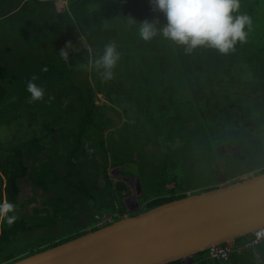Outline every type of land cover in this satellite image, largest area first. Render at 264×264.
<instances>
[{
	"label": "trees",
	"instance_id": "1",
	"mask_svg": "<svg viewBox=\"0 0 264 264\" xmlns=\"http://www.w3.org/2000/svg\"><path fill=\"white\" fill-rule=\"evenodd\" d=\"M66 1L67 8L55 12L53 0H0V55L8 53L11 42L9 38L14 35H17L16 40L21 45L17 53L19 63L10 72L0 74L6 75L0 76V128L5 127L2 131L4 134H13L12 129L18 132L38 127V132L32 134H24L23 130L26 139L22 138V134H13L11 138L0 141V202L12 203L14 210L8 215L15 216L12 224L0 219V264L21 258L15 257L17 245L28 248L30 245V251H26L29 253L24 255L27 256L84 234L87 228L91 229V224L94 227L102 214L113 218L117 216L114 195L106 176L102 186L97 182L99 176L104 177L108 165H117V157L114 155L112 160H108L103 153L91 152L89 149L93 145L91 142L86 143L84 137L97 134L98 138H90L97 139L94 147L105 146L103 138L106 128L110 127L109 130L122 124L121 113L115 105L123 102L126 86L120 85L121 81L116 77L105 79L104 76L95 75L100 69L96 67L95 61L103 54L105 45H116L114 40L119 30L110 20L120 24L124 20L142 22L146 18L157 19L158 29L165 21L162 13L152 10L149 0ZM239 3L240 8L236 14H247L251 25L244 29L247 33L245 42L237 41L227 54L207 46L187 51L185 45L177 44L159 32L150 40L142 42L148 52L144 61L150 59L148 55L154 51L158 56L155 63L157 70L166 74V81L171 82L170 91L161 89L162 94L168 92V106L173 111L172 115L165 117L175 118V125L181 122L188 124L190 113L197 116L192 131H203L202 134H206L207 128L209 134H220L219 141L214 145L210 143L204 153L208 157L203 162L210 166L207 169L209 180L217 177V169L212 164L218 159L228 178L264 172V139L255 135L260 134L259 127L264 122L244 125L254 114L255 108L261 105L264 107L258 91H249L247 88L248 84L256 81L264 83V0H239ZM61 49L67 53V59L61 57ZM120 49L116 47L118 53ZM140 58L136 60V68L130 69L131 61L127 65V59L121 60L119 55L117 68L121 64L129 67L131 71L124 70L123 75H132L135 71L139 73L144 69L143 65H146ZM21 66L23 69H19ZM30 67L31 71L24 69ZM241 68L244 73L245 69L252 73L248 79L226 76L236 72L231 70L239 69L237 72H242ZM35 71L39 72L36 83L43 86L45 95L42 100L30 102V94L26 91L28 81L20 78L17 80L15 76L30 75L31 78ZM66 71L69 73L65 77ZM199 76L203 77L200 86L192 89V84L199 82ZM9 81L12 90L6 89ZM125 81L126 78H123L122 82ZM65 83L72 87L68 88L69 91L63 88ZM135 84L131 82L127 86V93L131 95L134 88H137L142 96L151 94L152 98H159L158 91L145 85V81L137 80ZM234 87L239 88L240 92L244 89L256 97L251 99L246 93L242 100L240 93H232ZM16 91L19 95L16 103L12 100L8 104L1 103ZM205 92L208 94L207 101L201 106L193 105L194 98L198 99ZM98 95H102L105 102L96 103L95 97ZM246 100H249L247 104ZM209 102H215L210 104V108H218L217 113L213 111L217 114L213 118L220 121L219 126L208 119L202 122L199 117L202 107L207 109ZM33 107L37 108V112ZM30 108L32 116H25ZM163 111L170 112L168 109ZM243 115H247V119ZM202 123L207 126L203 128ZM215 130L218 132L215 133ZM123 131L121 129L118 134H125ZM70 140L72 144L67 145ZM230 157L232 160L229 161ZM173 164L170 163L171 167ZM170 165L161 167L160 173L163 174L162 169ZM237 166L239 169L235 170ZM192 177L189 180H193ZM158 179L161 182L164 180L163 185L166 184L164 192L156 190L154 196L157 197L147 202L145 200L143 209L198 188L189 181L180 183L175 173L160 175ZM22 180L29 187L40 191L41 197L40 205L32 206L30 212L25 213L18 210ZM217 184L197 190L215 188ZM176 192L180 193L174 195ZM32 199L29 198L30 201ZM246 236L248 234L234 240L237 244L242 243L247 240L244 239ZM50 238L53 239L49 241ZM203 252L207 253V250L194 254L192 259L195 255L202 258ZM168 264H181V260Z\"/></svg>",
	"mask_w": 264,
	"mask_h": 264
},
{
	"label": "rangeland",
	"instance_id": "2",
	"mask_svg": "<svg viewBox=\"0 0 264 264\" xmlns=\"http://www.w3.org/2000/svg\"><path fill=\"white\" fill-rule=\"evenodd\" d=\"M54 2H56V5L54 4L56 10L55 12H60L62 10L61 8L62 2L60 1L59 3V0H54ZM110 22L113 26L118 27L119 30V35L114 41L116 42L117 48L121 47L119 51L121 60L126 58L127 65L129 64V60H130L131 61L130 69L136 68L138 64V61L136 60H138V58L140 57H142L140 58L141 61L146 64L143 65L144 69H142V71H140L139 73L135 71L134 74L132 75H123L124 70L127 72L131 71V70L129 71V67L128 68H126L127 66L124 67V64L123 65L121 64V67L119 68H117V65L114 66V68L111 70L112 71L111 78L116 77L118 80L121 81L120 85L126 86L123 92V98H124L123 102L121 103V105H119L118 103L117 105H115L116 109L121 113V116L123 117V118L121 117L122 122L120 121L122 124L120 127H115L113 129L107 130L110 127L106 128V130L104 131V138H103V142L105 145L104 147L102 146L94 147L96 145L97 139H90V138H98L97 134H88L86 137H84L86 143L91 142V145H93L89 149L91 152L94 151L96 153H103L105 154L108 160L109 159L112 160L114 155L117 157L116 159L117 165L115 166L108 165L105 168L106 173L104 177L99 176L97 182L100 186H102L106 176V180L110 186L109 187L110 191L111 193L113 192L114 195L113 200L117 210L115 214L119 216L117 219H120L122 218V214L125 215L126 212L128 213L129 211H132L133 212L132 214L134 215L136 213H139L136 211L146 210V208L143 209L144 208L143 202L147 199L150 200L149 198L157 197L154 196L156 194L155 193L156 190H159L160 191L159 193L164 192L166 184L163 185L164 180L161 182V180L158 179L160 175L175 173V175L179 177L180 183L182 181L185 182L189 181L190 184H192V186L194 187L198 186L197 189L199 190L215 185V183H218L219 180L214 178L209 180V177H207V169L210 166L208 165V163L203 162V159H206V157H208L204 153L207 152V148L210 146V143L214 145L216 141H219L220 134H212V133L209 134L207 128H206V134H202L203 131L200 132L192 131V128L195 125L194 121L196 120L197 116H192L190 113L188 115V119H189L188 124L185 123L183 124L181 122L180 125L179 124L175 125L174 122L176 119L174 118V116H173L174 120L171 118L172 116L169 117L168 119L165 117L166 115L167 116L172 115L173 111L171 110V108H169L170 106H168L169 103L168 92L164 91L162 94L161 89L170 91L171 82L168 83L166 81L167 79L166 74H163V72L157 70L158 66H156L155 63L158 56L154 51L150 55H148L150 59L144 61V59H146L145 57L147 56L148 52L146 50V45L145 44L143 45L142 43L143 41L146 40L142 39L139 35V27L141 21L137 20L133 22L132 20H124L120 22V24L115 23L114 21L111 20ZM106 23L107 21H105V24ZM16 38L17 35H14L12 38H9V41L11 42L8 46L9 48L8 53L5 56L0 55V74L10 72L13 69V67H15L20 61V59L17 57V53L21 45H19V42L16 40ZM155 68L157 71L155 70ZM243 68H245V66ZM243 68H241L242 72H237L239 69L231 70L236 72L227 74L226 76L232 77L234 79H243V78L248 79L250 77L249 75L252 73L248 72V70L245 69L246 71L245 74ZM19 69H23V67L21 66ZM24 69H29L31 71L32 68L30 67ZM103 72L104 69L100 68L99 70H97L95 75L103 76L102 75ZM38 73H39L38 71H35L34 74H32L31 76L35 75L39 78ZM68 73L69 72L66 71L65 77L67 76ZM0 76L5 77L6 75H0ZM15 77L17 80L18 78H20L22 81L25 80L29 81L31 79L30 75H17ZM123 78H126L125 83L122 82ZM132 79L134 80L132 81ZM137 80L138 81L143 80L145 81V85H148L153 89L155 88L158 91L157 95L159 96V98H152L151 94L148 96H142L140 95L142 92H139L137 88H134V91L131 92V95L129 92L127 93L128 90L127 86L131 82L132 85L135 86L136 85L135 81ZM202 80L203 77L199 76L197 78V81L199 82L193 83L192 89L195 86H197L198 89ZM205 84L209 86L208 82H206ZM248 86L249 87L247 88L249 91L251 90L258 91V93L260 94L259 96L262 97L264 104V83L256 81L254 83L248 84ZM69 87L71 86L68 85V83H65V85L63 86V88L65 90L67 89V91H69L68 89ZM6 89L8 90L13 89L12 83H10V81L6 84ZM234 89L235 90H232V93L233 91H236L235 94L240 93L239 96L242 100H244V95L246 93L251 99H254L256 97V95L253 96L250 92L246 90L244 91V89L242 92L238 90L239 88L236 89L234 87ZM161 94L164 95V97H162ZM67 96H72V95L67 94ZM18 97L19 95L17 91L13 92L11 94V97H9L10 99L9 98L5 100L3 99L1 103L8 104L12 101L16 103ZM207 97H208L207 92L201 94L198 99L194 98L193 105H197V104L199 106L203 105L205 101H207ZM95 102L98 104L103 103L105 102V98L102 95H98L97 97H95ZM245 102H246L245 104H247L249 100H246ZM255 102L257 105H259L258 101L255 100ZM211 103L212 102H209V104H207L209 105L207 109H205V107H202V111H200L199 117L202 119V122H205V120L208 119V121H210L211 123L214 122L216 125L219 126L220 121H215V119L213 118L215 115H217L214 112L217 113L218 108L217 106H215L214 108H210ZM161 106H163V109ZM261 107L263 108V105H261ZM222 108L223 106L219 109V111H221ZM33 109L37 112L36 107H33ZM166 109L170 110L171 113L163 111ZM258 111H263V110L256 109L255 111H253L254 114L251 115L250 117L251 122H255V123L260 122L258 121V119H260L259 118L260 113ZM32 114L33 112L31 108L25 112V116H32ZM245 114L248 115V113ZM247 115L245 116L243 115V118L247 119ZM217 117H219V115ZM115 118L117 119V117ZM220 118H223V116H221ZM30 122H31L30 118H28V123ZM206 123H202L203 128L204 126L205 127L207 126ZM263 124L264 123H261L259 127L260 134H255V135L264 139V133L262 131ZM37 128H32L30 130L23 129L24 134H32L33 132H38ZM121 129L124 130L123 132H125V134L123 133L118 134L119 132H121ZM4 130H5L4 126L2 129L0 128V141H2L4 138L5 139L11 138L13 134H19V135L22 134L23 139L27 138V136L23 134V130L15 132V129H12L11 131L13 132V134H4L2 132ZM214 132L216 133L218 132V130H215ZM69 144H72L71 140L67 143V145ZM218 149L220 150L221 147L218 146ZM231 158L232 157H230L229 161L232 160ZM95 159L97 158L95 157ZM100 160L102 161L101 158ZM173 162L174 164L171 167L170 163ZM164 165H170V166L169 167L166 166L165 168H163L162 169L163 174H161L159 169ZM212 165L215 169L217 167V172L221 177L222 185L250 175V174H243L235 179L228 180L222 178L225 177V175L223 173V165L221 164L220 159H218ZM232 165L236 166L238 165V163H233ZM238 169L239 166L235 167V170ZM198 170L200 171L197 176L196 174ZM238 172L239 171H237V173ZM191 176L194 177V178L192 177L193 180H189ZM22 182H23L21 185L22 189L20 191L21 194L19 192L20 203L18 205V210L21 213H25V212H30L32 206L40 205L41 197H39L40 191H38L36 188L29 187L30 185L26 181L22 180ZM168 186H170V184ZM217 186L218 184L216 185V187ZM197 189L195 188L194 190L193 188L192 191L199 192ZM179 193L180 192H176L174 195H177ZM29 198H33L32 201H30ZM117 216H114V219ZM92 225L93 224H91V229L94 228ZM27 234L29 235L30 233ZM51 239L53 238H50L49 241H51ZM244 239H248V237L246 236ZM16 250L17 253L15 257L24 258L26 257L24 255L29 253L26 251H30V245L29 248L28 246H24V245H20V246L17 245ZM197 256L200 257V255ZM197 256L195 255L194 257L197 258ZM205 256H206V252H203L202 257L205 258Z\"/></svg>",
	"mask_w": 264,
	"mask_h": 264
},
{
	"label": "water",
	"instance_id": "3",
	"mask_svg": "<svg viewBox=\"0 0 264 264\" xmlns=\"http://www.w3.org/2000/svg\"><path fill=\"white\" fill-rule=\"evenodd\" d=\"M140 187V186H139ZM264 226V172L124 216L6 264H168Z\"/></svg>",
	"mask_w": 264,
	"mask_h": 264
},
{
	"label": "clouds",
	"instance_id": "4",
	"mask_svg": "<svg viewBox=\"0 0 264 264\" xmlns=\"http://www.w3.org/2000/svg\"><path fill=\"white\" fill-rule=\"evenodd\" d=\"M153 11L163 14L164 24L156 27L157 19H144L140 23L139 35L150 40L158 32L177 44L185 45L187 51L198 46L214 48L222 54L233 49L237 41L243 43L247 38L244 30L251 25L247 14H236L240 8L239 0H149ZM61 57L67 59V53L61 49ZM119 59L114 43L105 45L103 54L95 61L97 68H103L102 75L110 79L112 69ZM33 75L27 82L26 91L30 102L42 100L45 90L37 84ZM14 210L13 204L0 202V219L12 224L15 216L8 215Z\"/></svg>",
	"mask_w": 264,
	"mask_h": 264
},
{
	"label": "built area",
	"instance_id": "5",
	"mask_svg": "<svg viewBox=\"0 0 264 264\" xmlns=\"http://www.w3.org/2000/svg\"><path fill=\"white\" fill-rule=\"evenodd\" d=\"M113 216L103 214L95 223L94 227L98 228L113 222ZM264 240V226L255 228L248 234V239L242 243H236L235 240H227L219 244L210 245L207 250V256L210 259L227 260L233 252L240 253L248 248L256 247Z\"/></svg>",
	"mask_w": 264,
	"mask_h": 264
},
{
	"label": "crops",
	"instance_id": "6",
	"mask_svg": "<svg viewBox=\"0 0 264 264\" xmlns=\"http://www.w3.org/2000/svg\"><path fill=\"white\" fill-rule=\"evenodd\" d=\"M60 1L62 2L61 4L62 10L67 8V1L59 0V3ZM53 4L56 5V2H54V0H53ZM256 109H262L264 111V107L263 108L257 107L254 109V111ZM263 111H258L260 113V117H259L260 119H258V121H260L259 123L264 122V112ZM262 131L264 133V124L262 127ZM181 264H264V240L260 242L259 245H257L254 248L244 250L240 253H236V252L232 253L228 260L210 259L208 258L207 253H206L205 258L203 257L195 258L194 257V260L193 259L191 261L186 260L184 262L181 261Z\"/></svg>",
	"mask_w": 264,
	"mask_h": 264
},
{
	"label": "flooded vegetation",
	"instance_id": "7",
	"mask_svg": "<svg viewBox=\"0 0 264 264\" xmlns=\"http://www.w3.org/2000/svg\"><path fill=\"white\" fill-rule=\"evenodd\" d=\"M246 123H244V125H247V123H249L250 124V119H247L246 121H245ZM216 169H217V167H216ZM225 175V174H224ZM240 175H243V174H240ZM240 175H237V176H234L233 178H228V177H226V175H225V177H222V178H225V179H228V180H232V179H235V178H237V177H239ZM243 178V177H242ZM242 178H239V179H242ZM216 179L217 180H219V182H218V184H221L222 182H221V177L219 176V173L217 172V177H216ZM223 180V179H222ZM141 192V191H140ZM155 197H152V198H149L150 200H152V199H154ZM147 201H149L148 199L145 201V202H147ZM131 212V213H130ZM136 212H139V211H136ZM133 212L132 211H129L128 213L126 212V214L124 215V214H122V217H124V216H128V215H130V214H132ZM121 216V215H120Z\"/></svg>",
	"mask_w": 264,
	"mask_h": 264
}]
</instances>
